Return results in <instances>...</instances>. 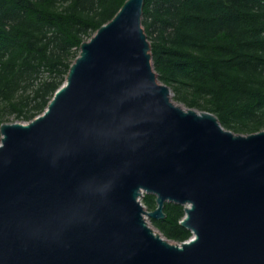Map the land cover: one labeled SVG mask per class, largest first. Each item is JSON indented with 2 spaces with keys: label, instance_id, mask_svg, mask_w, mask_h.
Returning <instances> with one entry per match:
<instances>
[{
  "label": "water",
  "instance_id": "1",
  "mask_svg": "<svg viewBox=\"0 0 264 264\" xmlns=\"http://www.w3.org/2000/svg\"><path fill=\"white\" fill-rule=\"evenodd\" d=\"M144 5L82 42L42 114L1 124L0 264H264V129L173 100ZM166 203L184 206L188 240L148 222Z\"/></svg>",
  "mask_w": 264,
  "mask_h": 264
},
{
  "label": "trees",
  "instance_id": "2",
  "mask_svg": "<svg viewBox=\"0 0 264 264\" xmlns=\"http://www.w3.org/2000/svg\"><path fill=\"white\" fill-rule=\"evenodd\" d=\"M125 1L0 0V126L42 114L82 42ZM142 24L176 100L236 133L264 129V0H145ZM143 199L156 208L154 195ZM165 212L154 219L164 236L188 240L184 206L166 203Z\"/></svg>",
  "mask_w": 264,
  "mask_h": 264
},
{
  "label": "rangeland",
  "instance_id": "3",
  "mask_svg": "<svg viewBox=\"0 0 264 264\" xmlns=\"http://www.w3.org/2000/svg\"><path fill=\"white\" fill-rule=\"evenodd\" d=\"M172 98H173V100H174L176 103L185 106L182 102H180V101H178V100H176V99L174 98V93H173V92H172ZM0 143H1V136H0ZM145 195H146V194H145ZM145 195H144V196H145ZM143 198H144V197H143ZM143 198L141 199V201H142V203L145 205L146 209H147L148 211L152 210V209H150V208L147 207V205L144 203V199H143ZM147 220H148V222L150 223V225H151L156 231L162 233L161 230H160V228H159L158 225H157V221H154V219L149 218V217H147ZM162 234H163V233H162ZM163 235H164V234H163ZM171 241L174 242V243H177V242L174 241V240H171Z\"/></svg>",
  "mask_w": 264,
  "mask_h": 264
}]
</instances>
